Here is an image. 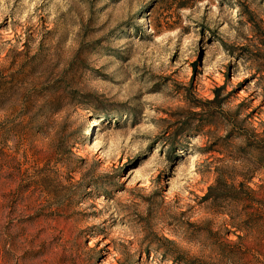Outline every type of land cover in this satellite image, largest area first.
<instances>
[{"label":"rangeland","instance_id":"obj_1","mask_svg":"<svg viewBox=\"0 0 264 264\" xmlns=\"http://www.w3.org/2000/svg\"><path fill=\"white\" fill-rule=\"evenodd\" d=\"M0 264H264V0H0Z\"/></svg>","mask_w":264,"mask_h":264},{"label":"trees","instance_id":"obj_2","mask_svg":"<svg viewBox=\"0 0 264 264\" xmlns=\"http://www.w3.org/2000/svg\"><path fill=\"white\" fill-rule=\"evenodd\" d=\"M163 4L172 6L176 10L191 9L203 0H159ZM218 184V183H217ZM218 186V185H217ZM211 189H209L210 191ZM212 198H208L211 200Z\"/></svg>","mask_w":264,"mask_h":264},{"label":"bare ground","instance_id":"obj_3","mask_svg":"<svg viewBox=\"0 0 264 264\" xmlns=\"http://www.w3.org/2000/svg\"><path fill=\"white\" fill-rule=\"evenodd\" d=\"M89 122V127L90 128H94V127H96L99 123L96 121V120H94V119H91V120H89L88 121Z\"/></svg>","mask_w":264,"mask_h":264}]
</instances>
